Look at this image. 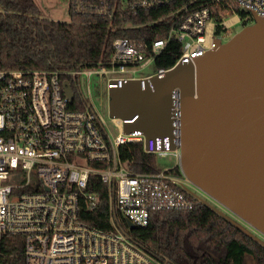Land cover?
I'll return each instance as SVG.
<instances>
[{
  "label": "built area",
  "instance_id": "1",
  "mask_svg": "<svg viewBox=\"0 0 264 264\" xmlns=\"http://www.w3.org/2000/svg\"><path fill=\"white\" fill-rule=\"evenodd\" d=\"M68 6L72 14L106 18L109 30L136 33L133 38L112 39L107 65L60 71L0 69V242L5 235L20 236L22 264H166L133 241L118 225L120 215L125 222L144 227L152 209H188L196 197L239 223L188 178L182 180L183 174L170 173V168L132 172L118 154L121 144L142 142L145 152L172 153L179 163L178 87L171 92L172 137L147 139L140 130L123 131V124L137 115L111 118L117 128L113 135L90 102L83 109H73L61 76H80L82 81L97 73L105 76L109 90L131 78L162 75L178 63H194L215 47L216 38L221 41L222 35H228L236 21L243 26L253 22L254 12L264 16V0H69ZM148 31L164 36L147 40L143 32ZM171 39L180 52L170 67L130 76L153 63ZM91 175L107 186L108 226L104 228L85 220L81 210H93L100 201L98 193L86 191ZM12 254L0 245V258Z\"/></svg>",
  "mask_w": 264,
  "mask_h": 264
},
{
  "label": "water",
  "instance_id": "2",
  "mask_svg": "<svg viewBox=\"0 0 264 264\" xmlns=\"http://www.w3.org/2000/svg\"><path fill=\"white\" fill-rule=\"evenodd\" d=\"M252 16L226 41L216 38L194 63L109 89L108 103L110 118L137 115L123 124L124 132L172 137L171 92L178 87L180 171L264 234V16ZM62 86L72 100L71 86L66 80ZM126 225L137 228L128 219Z\"/></svg>",
  "mask_w": 264,
  "mask_h": 264
},
{
  "label": "trees",
  "instance_id": "3",
  "mask_svg": "<svg viewBox=\"0 0 264 264\" xmlns=\"http://www.w3.org/2000/svg\"><path fill=\"white\" fill-rule=\"evenodd\" d=\"M69 21L42 16L35 0H0V69L77 70L107 65L119 35L133 38L136 32L107 28L108 20L91 14H72ZM240 15H244L239 11ZM219 29L216 28V32ZM145 39L164 36L160 31L143 32ZM153 60L155 69L170 67L180 48L175 39ZM73 92L71 107L83 109L90 103L80 76L62 75ZM118 154L132 172L157 171L155 153L143 150L142 142L121 144ZM168 172L181 175L178 165ZM86 191L98 193V206L82 207L83 218L96 227L108 226L107 186L91 175ZM85 213V214H84ZM117 223L133 241L166 264H264V242L225 214L192 197L188 209H152L148 224L128 229L120 215ZM11 256L3 264H22L20 236L5 235L0 242Z\"/></svg>",
  "mask_w": 264,
  "mask_h": 264
},
{
  "label": "rangeland",
  "instance_id": "4",
  "mask_svg": "<svg viewBox=\"0 0 264 264\" xmlns=\"http://www.w3.org/2000/svg\"><path fill=\"white\" fill-rule=\"evenodd\" d=\"M35 2L42 16H45V17H48L54 20L69 21L70 19V15L68 12L69 0H35ZM241 27H242V21H236V23L230 26L229 34L221 36V41H226L227 39H229L238 30H240ZM154 70H155V66H153V63H148V65L145 68L139 69L133 74L131 73L130 76L134 75L136 77H142V76L148 75ZM82 83H83L85 92L88 96L89 102L97 109L100 116L105 121L106 125L108 126V129L111 131L113 135H115L117 133V128L115 127L114 122L109 117L108 89L106 88V85H105V76L100 77L97 73H95V74L90 75L88 79L86 77H83ZM86 83H88V86L90 87V95L87 93ZM155 155H156V167L159 170L169 169L174 165H178L177 156L173 155L172 153H169L168 155H164V156L159 155L157 153H155ZM180 178L182 180L186 179L184 174ZM190 184L194 186L199 192L206 195V192H204L203 190H200L192 182ZM207 196L217 206L222 207V208L224 207L219 202H217L213 197H211L208 193H207ZM224 208L229 212L230 215L236 218L239 221V223L245 225L247 229L251 231V233L253 232L259 241H264V234L254 229L250 224L245 222L243 219H240L237 215H235L228 208L226 207ZM236 223L239 224L238 222Z\"/></svg>",
  "mask_w": 264,
  "mask_h": 264
}]
</instances>
